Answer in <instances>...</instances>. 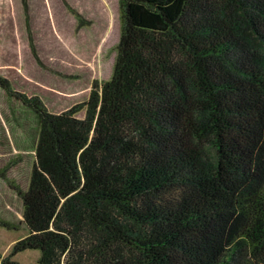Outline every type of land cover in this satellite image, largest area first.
<instances>
[{"label":"trees","instance_id":"16d2710c","mask_svg":"<svg viewBox=\"0 0 264 264\" xmlns=\"http://www.w3.org/2000/svg\"><path fill=\"white\" fill-rule=\"evenodd\" d=\"M119 11L113 75L85 103L53 114L0 77L39 117L27 189L5 176L17 159L0 171L28 233L0 261L264 264V0Z\"/></svg>","mask_w":264,"mask_h":264},{"label":"rangeland","instance_id":"374dc122","mask_svg":"<svg viewBox=\"0 0 264 264\" xmlns=\"http://www.w3.org/2000/svg\"><path fill=\"white\" fill-rule=\"evenodd\" d=\"M120 1L0 0V77L53 114L85 103L93 86L99 88L113 75ZM84 116V110L77 114ZM38 134L39 117L0 88V171L17 159L5 176L22 190L28 187ZM1 184L8 189L2 177ZM21 208L18 199L9 211L0 207V221L8 225L0 227L1 260L28 234L19 223ZM13 260L39 264L40 252L24 251Z\"/></svg>","mask_w":264,"mask_h":264},{"label":"crops","instance_id":"0c3cea01","mask_svg":"<svg viewBox=\"0 0 264 264\" xmlns=\"http://www.w3.org/2000/svg\"><path fill=\"white\" fill-rule=\"evenodd\" d=\"M32 151H33V153L35 155V148ZM4 188H5L4 185L1 184V188H0V207H2L5 210L9 211L10 207L12 206L13 200L18 199V201L19 200L21 201V199L18 197L17 194H14L13 191L9 189V187H8V189L5 188L6 190H4ZM26 189H27V187L25 188V190ZM21 204H22V201H21ZM21 212L23 213V207L21 208ZM22 213L20 214L21 217H20V215H18V217L21 218V220H19V223H20V221H22Z\"/></svg>","mask_w":264,"mask_h":264}]
</instances>
